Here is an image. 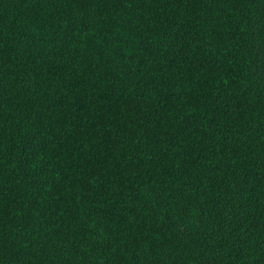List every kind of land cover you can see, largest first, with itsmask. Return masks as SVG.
Here are the masks:
<instances>
[{"label": "trees", "instance_id": "1", "mask_svg": "<svg viewBox=\"0 0 264 264\" xmlns=\"http://www.w3.org/2000/svg\"><path fill=\"white\" fill-rule=\"evenodd\" d=\"M0 264H264V0H0Z\"/></svg>", "mask_w": 264, "mask_h": 264}]
</instances>
